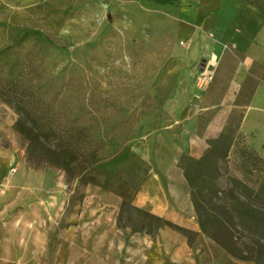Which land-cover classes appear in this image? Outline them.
<instances>
[{
	"label": "rangeland",
	"instance_id": "obj_1",
	"mask_svg": "<svg viewBox=\"0 0 264 264\" xmlns=\"http://www.w3.org/2000/svg\"><path fill=\"white\" fill-rule=\"evenodd\" d=\"M217 1L0 0V75L19 79L64 122L88 128L99 144L96 160L129 183L105 185L107 176L95 171L84 176L77 168L71 176L30 159L29 141L17 130L19 114L0 100V148L13 146L21 154L12 167L16 172L8 165L0 177V246L9 231L5 224L14 217L45 218L48 234L44 255L0 254V264H66L68 256L60 259L58 252L72 242L81 250L75 264H177L158 238L162 229L187 240L192 251L182 264H249L134 203L152 170L169 168L178 188L176 165L184 173L190 159L202 158L214 140L240 127L255 78L241 89L231 73L221 79L216 66L188 56L197 35L188 33L185 13ZM242 1L264 12V0ZM227 57L234 67L240 60L230 52ZM236 136L252 148L247 137ZM258 152L264 157V145ZM91 179L100 184H89ZM140 228L146 232H134ZM90 244L95 253L86 251Z\"/></svg>",
	"mask_w": 264,
	"mask_h": 264
},
{
	"label": "trees",
	"instance_id": "obj_2",
	"mask_svg": "<svg viewBox=\"0 0 264 264\" xmlns=\"http://www.w3.org/2000/svg\"><path fill=\"white\" fill-rule=\"evenodd\" d=\"M169 1L172 0H164ZM0 100L19 114L17 130L29 141L30 159L38 158V162L71 176L79 168L84 176L93 171L106 175L105 185L125 180L124 186H129L120 173H107L96 160L94 149L99 144L93 142L88 128L64 122L19 79L0 75ZM236 135H240L239 128L233 135L224 133L214 140L202 158L188 161L184 176L202 234L238 261L264 264V157L254 148L241 146ZM223 180L227 185H221ZM88 183L100 184L96 179ZM138 193L137 189L134 196ZM129 207L155 222L173 227L132 204ZM144 230L134 232L145 233Z\"/></svg>",
	"mask_w": 264,
	"mask_h": 264
},
{
	"label": "crops",
	"instance_id": "obj_3",
	"mask_svg": "<svg viewBox=\"0 0 264 264\" xmlns=\"http://www.w3.org/2000/svg\"><path fill=\"white\" fill-rule=\"evenodd\" d=\"M185 17L188 33L194 32L197 35V39L189 46L190 62L206 60L209 67L216 66V76L220 71L223 72L221 79L231 73L236 86L241 89L245 88L250 78H255V87L251 100L245 107L239 133L247 137L252 148L258 151L264 145V12L242 0H218L212 7L190 9L185 13ZM228 52L240 59L235 67V63L227 57ZM253 73L257 74L253 76ZM10 136L12 140L17 139L13 131ZM20 157V152L16 154L13 146L5 150L0 148V177L5 174L8 165H11V172ZM200 157L199 155L198 158ZM175 168L180 171V188L171 183L169 168L160 172L152 170L134 203L137 207L149 210L191 232L202 234L193 216L194 206L184 173L177 165ZM20 219L19 216L14 217L5 224L6 230L9 231L4 238L6 243L0 246V254L44 255L48 240L46 219L39 217L33 221L26 217L22 222ZM20 224L21 228L17 226ZM8 225H16V228L10 229ZM1 234L3 236V231ZM158 238L163 240L174 263L182 264L191 254L192 250L182 235L162 229ZM71 244L70 248L62 247L58 252L60 259L68 256L66 264H75L74 255L81 254L78 242ZM87 250L95 253L94 244H90ZM68 260L71 263H68Z\"/></svg>",
	"mask_w": 264,
	"mask_h": 264
},
{
	"label": "built area",
	"instance_id": "obj_4",
	"mask_svg": "<svg viewBox=\"0 0 264 264\" xmlns=\"http://www.w3.org/2000/svg\"><path fill=\"white\" fill-rule=\"evenodd\" d=\"M12 173H15L16 172V170L15 169H12V171H11Z\"/></svg>",
	"mask_w": 264,
	"mask_h": 264
}]
</instances>
